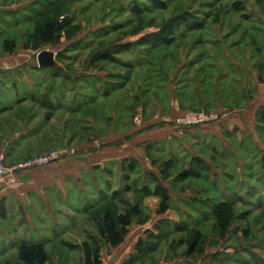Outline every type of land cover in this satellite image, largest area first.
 Here are the masks:
<instances>
[{
    "label": "crops",
    "instance_id": "crops-1",
    "mask_svg": "<svg viewBox=\"0 0 264 264\" xmlns=\"http://www.w3.org/2000/svg\"><path fill=\"white\" fill-rule=\"evenodd\" d=\"M27 1L22 2L24 3L22 6L33 0ZM54 1L56 0H44L42 4L49 6ZM42 10L43 8H39L38 13ZM32 16L33 14L28 16V19ZM4 20L9 21V18ZM2 34L4 36L0 44V76L5 69L13 70L21 66L33 65L32 61L35 57L37 60V54L44 50L43 45L40 48L27 46L25 40L21 43V40L17 39L15 50L8 52L4 48V40L12 38L6 35L5 28H0V35ZM175 34L177 38L181 33ZM175 40L162 44L167 48V53L170 51L167 55H162L165 65L161 66L159 71L157 67L151 69L152 74L157 72L163 77L162 82H152L149 90L139 96L135 92H127L124 99L119 100L122 109L120 112L115 109L116 104L114 105L112 118L107 115L106 96L103 98L104 102L99 100L101 97L89 101L86 99L89 94L79 90L82 95L75 97L71 94L74 88L70 82L57 84L0 82V108H3L0 113V149L6 152V161L9 164L40 152L46 153L51 150L49 148L53 143L60 146L54 149L62 150L67 147L77 149L76 154L66 156L47 166L20 171L14 178H0V264H26L19 259L16 240L30 242L47 240L48 251L51 247L49 245L54 241L53 229L63 230L60 221L57 220L55 223L56 220L52 216L59 213L66 219L73 218L76 211L73 203L82 199L88 190L92 189L93 184H103L104 178L100 180L103 176V167L111 165L113 168H118L116 172L118 179L121 161L133 158L138 161L142 173L146 170L154 172L162 180L163 162L161 166H157L153 159H158L155 156L158 152L161 155L166 151L177 152L178 150L173 146L174 141L187 147L188 151H192L191 160L197 163L199 168L205 167L202 169L205 173L209 170L206 175L200 172L193 176L201 181H210L214 185L210 190L200 188L196 196L200 202L199 206L194 204L197 203V198L193 203L194 195H192L177 200L179 204L177 210L180 212L184 209L185 202L190 201L195 210L194 213L189 212V214H200L203 210L201 208L203 201L213 206L217 186L220 195L232 200L231 194L236 190H232L233 188L225 182L232 183L235 176L241 175L243 159L249 152L264 149L257 140L259 137L262 143L263 134L260 130H264L263 122L258 120V110L264 107V74L257 66L251 65L248 52L240 51L238 46L228 45L220 37L210 40L208 44L212 47L202 49L203 54L197 52L198 48L187 53L182 50L179 52ZM149 43L152 45L151 42ZM46 44L49 43L44 45ZM145 47L142 49L146 51V56L142 57L144 58L142 61H147L151 55V53L147 55L149 48ZM45 49L54 52L56 63L54 66L44 68L56 67L59 53L50 48ZM241 52L243 53L239 55ZM173 55L180 56L181 61L176 63ZM135 59L137 60H134L133 64L137 66L139 58ZM33 66V72L42 73V70L37 68L41 67L38 61ZM118 81L112 83L121 84ZM85 83L81 82L83 86ZM92 83L87 82V86L91 87ZM96 84L100 85L98 81ZM106 85L107 82H104V88ZM134 85L137 84H133V87ZM41 87H48L49 95L46 100L48 105H39L32 99L31 94L42 90ZM157 91L160 94H157ZM77 100L80 102L76 103ZM89 109H93L92 113L96 120H93L92 124L89 121L83 124V120L92 116L83 117L81 112L87 113ZM189 109L226 112L227 115L202 130L198 127L179 130L171 119ZM39 123L40 126L37 127ZM90 134L94 136L88 138ZM188 137L199 143L200 147L224 159L226 166H217L213 157L198 153L194 148L191 150L189 147H192V144H189ZM159 141L161 145H158ZM256 155L257 153H254L253 157ZM190 167V165L186 166L185 169L190 170ZM228 167H233L231 169L235 173L228 171ZM242 182L244 181L238 180L239 191ZM162 183L169 189L170 205L174 204L176 198L171 194L170 188L163 181ZM219 183L222 184V188ZM230 190L233 192L231 193ZM208 192L210 195H207ZM150 196L158 198L153 211L157 213L160 197ZM238 196L241 197V194ZM58 203L61 207L56 208ZM144 204L147 206L146 199ZM170 209L171 207L164 213ZM164 213H158V216ZM42 214H50L51 222L45 223ZM141 224L143 223L139 225ZM142 234L137 236L136 242L145 235ZM133 252L131 251V255ZM81 253L83 255L82 251ZM131 255L129 254L121 264ZM69 259L65 258L62 261L67 263ZM104 260L102 255L103 264H105ZM60 262L58 255L51 254L46 264H60ZM69 263L73 264L74 259L69 260Z\"/></svg>",
    "mask_w": 264,
    "mask_h": 264
},
{
    "label": "rangeland",
    "instance_id": "rangeland-1",
    "mask_svg": "<svg viewBox=\"0 0 264 264\" xmlns=\"http://www.w3.org/2000/svg\"><path fill=\"white\" fill-rule=\"evenodd\" d=\"M25 1L27 0H0V6H2L0 7V28H5L9 38L14 37L16 40H21V43L24 40L29 41L27 44L37 45L36 48L43 45L44 49H53L61 56L57 58L56 67L46 68L42 73H40L41 71L38 73L32 71L33 65L37 63L36 57L32 61L33 65L21 66L13 70L5 69L1 73L0 82H54L55 84L70 82L74 88L71 94L75 97L82 95L79 90L89 94L86 97L89 101L101 97L99 100L104 102L103 98L107 97V115L111 118L114 114L115 104V109L120 112L119 100L124 99L126 94L135 92L139 96L149 90V85L152 82H162L163 77L157 72L152 74L151 69L157 67V71H159L161 66L165 65L162 55H167L170 52L167 53L165 46L152 47L148 42L139 43L134 49L135 52L121 48L122 51L128 50V52L118 53L115 46L119 48L122 42H133L137 40L136 38L157 30L161 24L182 12L189 11L192 14H200L203 17V23L194 29L182 30L183 33L172 39H177L175 44L178 46L179 52L182 50L187 53L198 48L197 52L203 54L202 49L212 47L208 42L220 37L228 45L238 46L240 51L248 52L251 65L257 66L264 74V56H260V54H264V0H156L153 3L147 0H140L137 3L136 0L133 1L136 2L134 6L131 5V0H71L66 1V4L59 3L60 7L55 9V14L50 13L48 5L42 4L44 0H33L22 6L24 4L22 2ZM131 6L133 9H130ZM39 8H43L41 14L38 13ZM32 14L33 16L28 19V16ZM52 16L60 23V35L55 41L44 45V42H38L35 31L38 26ZM4 18H9V21L5 22ZM231 35L233 36L231 37ZM3 36V34L0 35V44ZM148 37L151 39L146 41H154V38H157L155 34L148 35ZM145 46L149 48L147 55L150 53L151 55L147 61H142L144 60L142 57L146 56V51L142 49L146 48ZM110 52L116 55L115 59L103 56ZM135 58H139L137 66L133 64V61L137 60ZM173 59L176 63L181 61L178 55H173ZM115 80H119L118 82L121 84L112 83ZM97 81L100 85L96 84ZM81 82L86 83L83 86ZM87 82L88 84L93 82L92 86L88 87ZM104 82H107L105 88ZM123 84L125 85L123 86ZM133 84L137 85L133 87ZM114 90L117 91L114 92ZM156 93L160 94L158 91ZM48 95V87H43L42 90L31 94L32 99L39 105L47 104ZM42 110L45 111V109ZM89 110L90 113L81 112L83 117L92 116L83 120V124L86 121L92 124L93 120H96L92 113L93 109ZM262 120L264 125V117ZM39 126L40 123L37 127ZM205 127L207 126L198 128L202 130ZM263 131L260 130L263 134L262 143L257 137L262 148L264 147ZM92 136L94 135L90 134L88 138H92ZM187 140L189 144H192V147L188 146L191 150L194 148L198 153L213 157L217 166H226L224 159L205 150L202 146L200 147V144L193 141L191 137H188ZM158 145H161V141L158 142ZM173 146L178 150L177 152L166 151L167 153L165 152L163 155L160 152L155 153L158 159L154 158L153 162L157 166H161L163 161L170 160L167 164L171 166L169 168L166 166V169H163L162 178L164 180L162 179V181L176 198L173 201L174 204L171 203V209L167 213L158 216V213L153 212L158 202L157 196L143 197V201L145 202L146 199L149 207L146 206L147 221L141 225L137 221H133L129 234L120 246H104L102 255L105 264H121L129 254L131 255V251L136 250L137 236L144 234L149 228L159 230L155 227L156 224L162 226L166 235L161 234L162 237L160 240L154 241L150 251L140 255L135 253L136 258L131 264H264V149L249 152L243 159L241 175L231 178L232 183L225 182L226 185L233 188L232 190H236L235 193L230 190L234 203L231 205V211L223 212V214H220L219 210L216 211L215 206L219 201H228L220 195L218 186L217 195L212 202L213 206L203 201L204 203L201 205L203 210L196 216L202 220L200 227L204 234L202 237L204 243L191 255H186L190 250L189 241L185 240L190 227L187 228L185 224L191 221L189 212L194 213L195 208L189 201L185 202L184 209L179 212L177 202L182 197L187 198L194 195V203L200 188L210 190L214 185L210 181H201L193 176L200 172L206 175L209 170L205 173L202 170L205 167L199 168L197 163L191 160L192 151H188L187 147H183L177 141H174ZM54 148H60L59 144L53 143L49 149ZM44 152H40V154ZM254 153H257L255 157H253ZM155 163L153 164L155 165ZM189 165L191 166L189 177L184 179L179 173ZM231 168L228 167L227 170L235 173ZM238 180L244 181L240 186V191L238 190ZM149 185L152 188L154 182ZM218 185H221L220 188H222L221 183ZM209 193L207 195H210ZM239 194L241 197L238 196ZM135 195L134 191L126 193L124 197L122 196L118 207H123L124 204L130 202L129 200H132V197H134L133 201L138 200ZM126 197L130 199L127 200ZM199 203L197 198V203L194 204L199 206ZM59 206L61 207L58 203L56 208ZM50 216V214H42L43 221L48 223L52 218L60 221L63 228L60 232L63 234L56 238L52 245H49L51 247L48 248V256L58 255L60 264H71L69 260L73 259V264H83L82 249L77 245L81 244L84 239H88L89 234L98 232L97 209L89 212L81 210L73 220L66 219L59 213H55L51 219ZM224 219H229V226L226 229L221 227V220ZM174 228L178 231L174 232ZM48 234L50 235V232ZM53 236L55 235L52 234ZM27 237L31 238L28 235ZM62 240H67L68 244L64 245ZM65 258H70L67 263L62 261Z\"/></svg>",
    "mask_w": 264,
    "mask_h": 264
},
{
    "label": "trees",
    "instance_id": "trees-1",
    "mask_svg": "<svg viewBox=\"0 0 264 264\" xmlns=\"http://www.w3.org/2000/svg\"><path fill=\"white\" fill-rule=\"evenodd\" d=\"M66 1L71 0H56L52 2L48 6L50 13L55 14V9L60 7L59 3L66 4ZM131 1V5L134 6L136 2L133 1L136 0ZM138 1L140 0H137V3ZM147 1L152 3L153 1L156 2V0ZM150 5L152 4L150 3ZM132 6L130 9H133ZM196 17H199L200 19H197ZM202 19L203 17L198 13L192 14V12L189 11L182 12L178 16L171 18L168 22L161 24L157 30H154L157 33L152 31L142 37L140 36L133 42H122L119 45V48L117 46H115V48L117 49L118 53L128 52V50L122 51L121 48L130 49L129 51L132 52L134 49H136L139 43L143 42H153L152 47H157L159 44L162 45L165 42H170L173 38H175L176 32L183 33L182 30L187 31L194 29L203 23ZM120 24H123V22H120ZM60 31V23H58L57 19L54 20L52 16L51 18L45 20L42 25L36 28L35 37L38 38V42L51 43L57 39V37L60 35ZM151 34H155L157 38H154V41H146L147 39H151V37H148V35ZM27 42L29 41L25 42L27 46L31 45L27 44ZM16 46L17 43L15 38L4 40V48L6 51L13 52ZM33 46L36 47L37 45ZM59 56H61V54L58 55L57 58ZM103 56H108L112 59H115V55L112 52L105 53ZM37 68L41 69L42 71L46 69L44 67ZM2 111L3 108H0V113ZM262 117H264V107L258 110V120L263 122ZM168 161L170 160H167L166 162L163 161L161 166L162 174L164 172L163 169H166V166L167 168L171 166L170 164H167ZM117 170L118 168H113L111 165L103 167V176L100 177V180L104 178L102 180L103 184H93L92 189L88 190L87 194L82 199H79L77 202L73 203V208L76 211L73 218L70 220H73L81 210L84 212H89L97 209V215L99 216L96 217L98 220V232L96 234H89L88 239H84L81 244L77 245L82 249V261L84 264H103L102 251L104 246H119L124 242L127 234L130 231L133 221H137L138 223H145L147 221V207L143 201L145 197L150 196L151 194H156L160 197V203L157 208V213L159 214L166 212L170 208L171 195L169 189L163 185L161 178L157 174L147 170L142 173L138 161L133 158H126L121 161V170L118 179H116ZM188 173L189 169H184L179 174H181V176L186 179L189 177ZM151 182H154L152 188L149 185ZM131 191L135 192V198L137 196L138 200L133 201L134 197L131 198L132 200H129L130 198L126 197L125 199L129 200L130 202H127L123 205V207L119 208L118 205L120 204L122 196L124 197L126 193ZM102 205L105 206L102 207ZM231 205H234L232 200L219 201L215 208L216 211L219 210L221 212L220 214H223V212L232 210ZM201 214L204 218V214ZM190 215L191 221L185 224L187 228L190 227V230L187 231L186 234L187 238L185 239L186 242L189 241L190 244V250L186 255H191L197 248H199L200 245H203L204 243V239L202 238L204 234L202 233L200 227L202 220L194 214ZM56 222L57 220L55 223ZM228 223L229 219L221 220V227L226 229L229 226ZM155 227H157L159 230L151 228L145 232L143 237H140L137 240L135 246L136 250L125 262H123V264H131L136 258L135 253L136 255H140L150 251L154 241L160 240L162 237L160 236L161 234L166 235L161 228L162 226L156 224ZM173 231L176 232L178 229L174 228ZM53 234L55 236L52 237V239L55 240L56 238L60 237L63 232L53 229ZM16 241L18 247V256L21 261L26 264H46L48 261V251L46 249L47 240H43L41 242H30L27 240ZM62 243L66 245L68 244V241L62 240Z\"/></svg>",
    "mask_w": 264,
    "mask_h": 264
},
{
    "label": "built area",
    "instance_id": "built-area-1",
    "mask_svg": "<svg viewBox=\"0 0 264 264\" xmlns=\"http://www.w3.org/2000/svg\"><path fill=\"white\" fill-rule=\"evenodd\" d=\"M226 112L209 111L206 109H189L171 119V122L179 129L204 127L215 121L226 117ZM77 153L74 147H67L62 150L51 149L46 153L32 156L14 163L6 161V154L0 149V178H14L20 171L28 170L38 166H47L66 156H72Z\"/></svg>",
    "mask_w": 264,
    "mask_h": 264
},
{
    "label": "water",
    "instance_id": "water-1",
    "mask_svg": "<svg viewBox=\"0 0 264 264\" xmlns=\"http://www.w3.org/2000/svg\"><path fill=\"white\" fill-rule=\"evenodd\" d=\"M37 61H38L39 66L41 67L54 66L56 63L54 52L51 50H46V49L41 50L37 54Z\"/></svg>",
    "mask_w": 264,
    "mask_h": 264
}]
</instances>
